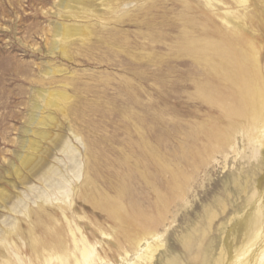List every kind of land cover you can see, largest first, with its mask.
Listing matches in <instances>:
<instances>
[{"label":"rangeland","instance_id":"obj_1","mask_svg":"<svg viewBox=\"0 0 264 264\" xmlns=\"http://www.w3.org/2000/svg\"><path fill=\"white\" fill-rule=\"evenodd\" d=\"M58 1L0 0V189L12 195L22 190L21 185L18 190L13 189L16 180L7 172L10 162H17L15 153L20 150L23 136L35 138L23 130L30 126V117L38 114L45 122L43 129L53 134L41 142L43 156H49L46 151L54 152V138L64 134L70 137L74 150L60 153V170L64 175H73V156H79L84 163V174L74 184L77 189L73 198L65 189L53 187V197L60 200L44 204L45 214H50L45 218L47 225H52L54 218L59 219V225H67L59 205L64 204L62 200L72 199L69 215L82 216L75 217V221L92 242L105 238L99 229L113 235L114 221L77 192L89 189V193L113 196V187L125 179L129 197L152 212L156 197L141 176L148 170L155 179L158 176L156 185L167 196L170 194L171 201L165 226H160L167 250L157 253L152 264H201L206 251L217 257L222 247L233 253L245 240L243 218L253 206L248 205L249 201L258 194L264 199V144L261 147L259 142L247 139L242 127H233V119L222 108L197 93V82L204 77L193 55L185 58L188 67L181 65L184 59L175 55L185 14L180 2L166 0L147 12L142 8L144 2L135 7V0L129 7L131 16L117 25L115 19H107V29L97 18L77 19L79 24L88 23L93 35L84 45L80 41L70 44L68 58L50 51L52 26L62 21L50 12ZM192 8H197L196 2L184 17H188L189 34L199 36L206 30L224 28L217 16L214 23L205 25L203 15ZM263 9L264 2L252 0L254 14L248 19L244 34L256 44L264 70ZM151 32L162 36L155 46H149L145 39ZM113 33L119 34L117 40L126 48L107 43ZM156 61L172 63L174 73L167 78L174 85L162 88L155 80L153 75L161 67L155 66ZM46 67L64 71L45 78ZM160 69L169 74L165 68ZM187 69L188 79L182 81L180 75ZM39 90L48 94L58 90L68 95L61 97L58 106L39 99L41 108L34 111L33 97L39 95ZM229 135L230 141L225 140ZM231 142L235 143L233 147ZM151 149L159 151L161 162L169 163V168L179 175L177 180H172L170 173L158 172L157 161L146 157ZM86 176L95 180L94 187L84 182ZM34 182L38 188L28 195L33 213L42 204L33 202L43 190L42 184ZM254 193L257 195L253 197ZM13 215L25 229L29 227V218L23 214L0 208L1 223L11 222ZM105 241L116 248L112 236ZM97 246L102 251L100 243ZM111 257L113 264H121L117 254Z\"/></svg>","mask_w":264,"mask_h":264},{"label":"bare ground","instance_id":"obj_2","mask_svg":"<svg viewBox=\"0 0 264 264\" xmlns=\"http://www.w3.org/2000/svg\"><path fill=\"white\" fill-rule=\"evenodd\" d=\"M136 1L135 7L142 1L144 2L142 8L147 12L166 2V0ZM178 1L179 5L183 7V13L187 16L193 2H196L198 9L195 10L203 15V19L206 21L205 25L214 23L213 18L217 16L222 20L224 28L216 27L213 31L206 30L199 36L189 34L188 17L184 18V14L182 25H180L183 33L180 41L177 42L175 55L178 58H183L181 65L187 67L188 59L185 58L188 57V54L193 55L194 62L201 69L204 77L203 81L197 82V93L222 108L226 115L233 119V127H242L247 139L259 142L262 147L264 144V70L261 60L263 58L260 59V52L254 41L248 39L244 34L247 21L254 14L251 11L252 0H203L202 3L200 0ZM260 1L264 2V0ZM134 2L135 0H59L56 3V9L54 10V7L50 10L54 15L62 18V21H57L52 26L53 39L50 51L53 53L58 51L61 55L71 58L69 45L76 41H80L84 45L93 35L90 25L88 23L79 24L77 19L94 17L99 20V24L103 28L107 29L109 25L107 19L109 18L115 19V24H123L121 22L125 21L124 17L131 16L129 14L132 9L129 7ZM100 6L105 9H101ZM192 9L195 11L194 8ZM164 26H169V24L165 23ZM111 35L112 37L107 41L111 47L116 45L122 49L126 48L117 40L118 33ZM161 38L162 36L153 32L145 36V39L149 41V46H155ZM155 66L158 68L161 66L160 68L169 71V74L166 75L162 71L163 69L159 68L158 73L157 71L154 73L153 76L162 85L161 87L166 88L170 87V84L174 85L172 79L167 78L174 73L172 63L163 64L162 61H156ZM63 71L64 69L61 68L46 67L43 74L47 78ZM180 77L183 79L182 81L188 79V69ZM38 93L39 95L36 94L33 97L34 111L41 108L39 99L58 106L61 97L68 95L58 90H53L50 94L46 90H39ZM29 124L30 126L26 127L23 132L27 136L33 134L35 138L23 136L19 141L20 150L15 153L17 162H10L11 169L7 172L8 175L13 174L16 180L15 184H12L13 189L18 190L19 185L23 188L17 193L13 192L14 195L5 189H0V208L2 207L9 213L23 214L26 219L29 218V227L25 229L19 223L18 217L14 215L11 216V222H0L2 224H0V264H113L111 256L115 254L120 258L121 264H152L157 253L167 250V241L163 239L164 234L160 231V226L164 225L166 219L171 202L169 201L170 194L167 196L156 185L155 180L158 176L155 179L151 172L147 173L148 170L147 172L143 171L141 176L145 183L153 189L156 197L152 205L154 209L152 212L143 209L140 204L129 197L125 179L113 187L115 193L113 196H108L103 192L89 193V189H85V191L81 189L77 192L79 196L91 202L94 208L105 212L108 218L114 221L113 235L104 229H99L105 238L92 242L75 221L76 218H82V216L74 213L69 215L72 199L70 201L62 200L64 204L60 203L59 205L67 225H59L57 222L59 219L56 218L52 225H47L45 218L50 217V214L49 212L45 214L44 204L60 200L53 197V187L65 189L68 197L74 196L77 189L74 184L84 174V163L79 156H73V164L70 166L73 175H64L57 164L60 161V153L74 150L70 137L64 134L55 137L53 140L55 141L54 152L50 154L49 151H46L49 155L46 157L41 152V142L43 139H50L53 134L43 129L45 122L38 117V114H33L30 117ZM74 137L79 138L76 134ZM230 139L231 135L227 136L225 140L230 141ZM225 140L222 139V141ZM233 144L235 143L231 142L229 145ZM146 157L157 161V170L160 174L170 173L172 180L179 178V175L169 168V163L161 162V155L157 149H151L150 154H147ZM144 161L146 162V160ZM34 181L43 186V190L38 192L33 202L34 204L39 201L42 203L38 205L39 209L35 213L29 208L28 202L30 201L28 199L29 192L38 188ZM84 182L94 187L95 180L91 179V176H88ZM256 195L257 193H254L253 197ZM254 199L248 204H253L252 210L246 213L243 218L246 232L244 231L245 240H242V245L240 247L238 245L231 254L225 247H222L217 257H214L213 254L209 256L206 251L201 264H264V199L261 194H258V197L256 196ZM41 225L43 229L40 231ZM110 236L117 242L115 249L111 247L110 241H105ZM99 243L102 251L97 246ZM106 244L107 247H105ZM172 261L176 260L173 258Z\"/></svg>","mask_w":264,"mask_h":264}]
</instances>
